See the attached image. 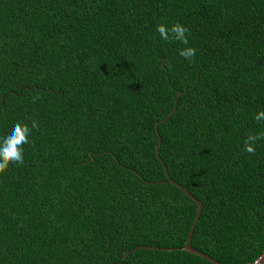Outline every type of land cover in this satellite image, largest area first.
<instances>
[{
    "label": "trees",
    "instance_id": "1",
    "mask_svg": "<svg viewBox=\"0 0 264 264\" xmlns=\"http://www.w3.org/2000/svg\"><path fill=\"white\" fill-rule=\"evenodd\" d=\"M260 111L264 0H0V131L38 124L0 169V264H214L182 249L198 204L165 166L203 204L192 246L254 264Z\"/></svg>",
    "mask_w": 264,
    "mask_h": 264
},
{
    "label": "clouds",
    "instance_id": "2",
    "mask_svg": "<svg viewBox=\"0 0 264 264\" xmlns=\"http://www.w3.org/2000/svg\"><path fill=\"white\" fill-rule=\"evenodd\" d=\"M157 31L164 39H168L170 32L175 39L184 45H188V38L186 36L188 30L179 23L172 25L170 29H167L166 26H157ZM195 54L196 49L193 47H184L179 50V55L185 59H190ZM254 119L264 121V111L258 112ZM37 127L38 124L34 120L31 122V127L28 123L14 121L5 130L0 131V169L4 168L9 162L23 164V145L29 143V136L32 130ZM258 139H260L258 135L250 133L244 141V151L254 153L256 150L255 144Z\"/></svg>",
    "mask_w": 264,
    "mask_h": 264
},
{
    "label": "water",
    "instance_id": "3",
    "mask_svg": "<svg viewBox=\"0 0 264 264\" xmlns=\"http://www.w3.org/2000/svg\"><path fill=\"white\" fill-rule=\"evenodd\" d=\"M160 146H161V138L159 140V144H158V148H157V154L159 156V149H160ZM161 159V158H160ZM162 160V159H161ZM165 171H166V175L168 176V179L171 183L179 186L182 190H184L189 196H191L193 199L196 200L197 204H198V209H197V213H196V216H195V219H194V222H193V225L189 231V234H188V238H187V241H186V244L184 247H182L183 250L187 251V252H190V253H195V254H198V255H201L203 256L204 258H207L208 260L212 261L214 264H223L221 263L220 261H218L217 259L211 257L210 255H208L207 253H204L203 251L195 248L192 246L191 244V238L193 236V233H194V230L197 226V223L199 221V218L201 216V213H202V210H203V204L202 202L197 199L190 191H188L184 186H182L180 183H178L177 181H175L174 179L170 178L169 176V172L167 170V167L165 166ZM147 247V246H145ZM254 264H264V255H262Z\"/></svg>",
    "mask_w": 264,
    "mask_h": 264
}]
</instances>
